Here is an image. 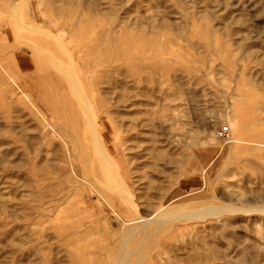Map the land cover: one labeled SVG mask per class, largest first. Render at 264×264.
Instances as JSON below:
<instances>
[{
  "label": "rangeland",
  "instance_id": "rangeland-1",
  "mask_svg": "<svg viewBox=\"0 0 264 264\" xmlns=\"http://www.w3.org/2000/svg\"><path fill=\"white\" fill-rule=\"evenodd\" d=\"M0 264H264V0H0Z\"/></svg>",
  "mask_w": 264,
  "mask_h": 264
}]
</instances>
